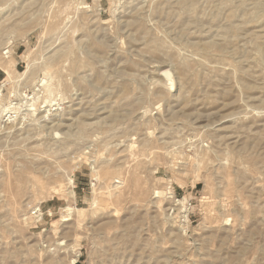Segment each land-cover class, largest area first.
Masks as SVG:
<instances>
[{"label": "rangeland", "instance_id": "rangeland-1", "mask_svg": "<svg viewBox=\"0 0 264 264\" xmlns=\"http://www.w3.org/2000/svg\"><path fill=\"white\" fill-rule=\"evenodd\" d=\"M4 82L0 264H264V0H0Z\"/></svg>", "mask_w": 264, "mask_h": 264}, {"label": "bare ground", "instance_id": "bare-ground-1", "mask_svg": "<svg viewBox=\"0 0 264 264\" xmlns=\"http://www.w3.org/2000/svg\"><path fill=\"white\" fill-rule=\"evenodd\" d=\"M5 72H6V75H7V78H6V81L7 80H9V79H11V77L13 76V74H14V71H13V68L12 67H7V68H5ZM44 84H46V82H44ZM6 84H5V82H4V84H2V86L0 87V94H1V92H2V88L5 86ZM173 85H174V83H173V81H169V86H171V87H173ZM167 86V85H166ZM12 110V109H11ZM6 111L7 110H2V113L4 114V113H6ZM8 114L6 115V116H10V114L11 113H9V112H7ZM9 120V119H8ZM7 120V121H8ZM14 121V120H13ZM12 122V121H11ZM34 176V175H33ZM70 182H72V180H70ZM36 187V186H35ZM61 190L63 191V189H62V186H60V188H59V190H57L56 189V191H54L53 193H55V194H60L61 193ZM73 193V192H72ZM72 208H68L66 211L69 213V212H72ZM71 214V213H70ZM69 214V215H70Z\"/></svg>", "mask_w": 264, "mask_h": 264}, {"label": "built area", "instance_id": "built-area-1", "mask_svg": "<svg viewBox=\"0 0 264 264\" xmlns=\"http://www.w3.org/2000/svg\"><path fill=\"white\" fill-rule=\"evenodd\" d=\"M44 214L42 213L41 209H38L37 211L33 212V217L36 220H42L43 219Z\"/></svg>", "mask_w": 264, "mask_h": 264}]
</instances>
